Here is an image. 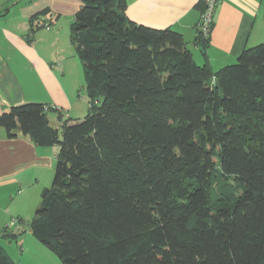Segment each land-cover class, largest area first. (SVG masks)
Segmentation results:
<instances>
[{"label": "trees", "instance_id": "trees-1", "mask_svg": "<svg viewBox=\"0 0 264 264\" xmlns=\"http://www.w3.org/2000/svg\"><path fill=\"white\" fill-rule=\"evenodd\" d=\"M80 2L69 33L87 113H0L7 137L58 148L26 228L62 264H264V41L213 70L214 20L196 29L197 65L178 31L129 19L127 0ZM0 264H15L1 245Z\"/></svg>", "mask_w": 264, "mask_h": 264}, {"label": "crops", "instance_id": "crops-1", "mask_svg": "<svg viewBox=\"0 0 264 264\" xmlns=\"http://www.w3.org/2000/svg\"><path fill=\"white\" fill-rule=\"evenodd\" d=\"M199 3L200 0H127L125 13L137 23L178 31L192 55L200 58L194 44ZM80 5V0H0V113L13 105L39 102L57 109L51 112L54 116L48 113L53 125L58 124V112L62 118L72 116L74 94L64 67L68 69L60 62L53 63L62 56L51 49L50 40L64 35V30L69 33ZM46 8L48 13L39 23L49 22V28L32 30L29 18ZM62 20L67 23L64 30ZM213 20L206 49L213 70L233 63L244 48L264 41V0H217ZM16 133L9 138L0 126V232L6 227L7 232L19 234L22 227L17 228L16 222L5 224L8 203L16 200L18 206L36 207L42 185L53 177L58 148L36 146L27 136ZM20 187L26 188L25 197H20ZM15 191L18 195L12 198ZM4 239L2 247L15 264H48L47 260L61 264L48 255L50 251L28 229L17 239Z\"/></svg>", "mask_w": 264, "mask_h": 264}, {"label": "rangeland", "instance_id": "rangeland-1", "mask_svg": "<svg viewBox=\"0 0 264 264\" xmlns=\"http://www.w3.org/2000/svg\"><path fill=\"white\" fill-rule=\"evenodd\" d=\"M53 22H54V20H53ZM61 25L63 27V30L67 28V23L64 20L61 21ZM41 29H44V28H41ZM64 32H65L64 35H60L58 38L55 37L54 39L50 40L51 49L53 51H57V53L60 54V56H62L61 58L55 59L56 61H54L53 63L60 62V63H62V67L67 66V69H68L67 71H66V67H64V72L66 75L65 78L70 85L71 92L74 94L73 98L75 101V107H74V111L71 112V114H72L71 117L81 119L87 113V108H88L83 70H82L81 62L75 53L73 44L70 41V33H68L67 30L66 31L64 30ZM188 46L190 48H192V45L188 44ZM198 53H199L200 58L197 57L196 55H193L194 61L197 63V65H203L205 58L203 55H201L200 51H198ZM206 58H207V54H206ZM207 62H208V59H207ZM225 65H227V64H225ZM219 68H222V67H219ZM219 68L214 69V70H218ZM58 69L61 70V68H58ZM64 82H65V80H64ZM50 114L52 116H54L53 113H50ZM65 118H67V116H65ZM52 178L53 177L48 178L46 183L42 186L49 187L51 182H52ZM13 186H14V184L11 186V189L13 188ZM18 188L19 187H17L15 190L17 191ZM33 189L36 191L37 185H34ZM25 190H26L25 187H20L19 193L22 194V195H20V197H22V196L25 197L27 195L24 192ZM16 191H15V194L11 193L10 196H12V198H15L16 195H18V194H16ZM35 195H38L37 191H36ZM8 200H10V199H8ZM39 202H40V199H38L37 204L35 203L36 207H34V206L31 207L32 209L31 208L27 209L29 207L24 206V205L18 206V204L16 203V200L9 202L8 203V210L4 214L6 216V219H7L5 224L9 225V223H10L11 225H13L12 220H15L17 228L22 227L19 232L22 234L26 233V230H27L26 223L33 217L34 212H35L37 206L39 205ZM17 228H15L16 231H18ZM4 240L5 239L0 234V245L1 246L4 245ZM43 246H45V245H43ZM48 250H46V251H48ZM47 253H49L48 255H50L52 257V259H54V260L57 259L59 261V263L62 264V262L57 258V256L54 255L51 251L47 252ZM47 262H48V264H53V262L50 260H47Z\"/></svg>", "mask_w": 264, "mask_h": 264}, {"label": "built area", "instance_id": "built-area-1", "mask_svg": "<svg viewBox=\"0 0 264 264\" xmlns=\"http://www.w3.org/2000/svg\"><path fill=\"white\" fill-rule=\"evenodd\" d=\"M204 3H205L204 10L200 14L195 27L196 29L202 31V33L207 36V34L210 32V25L213 21L217 0H204ZM40 24H42V26L45 28H49L48 22L41 21ZM12 222L14 224L16 221L13 220Z\"/></svg>", "mask_w": 264, "mask_h": 264}]
</instances>
